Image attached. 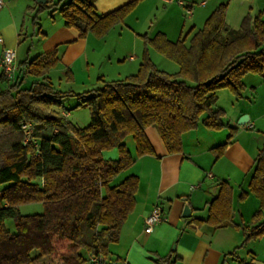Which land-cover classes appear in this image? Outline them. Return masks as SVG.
Masks as SVG:
<instances>
[{
  "label": "trees",
  "instance_id": "16d2710c",
  "mask_svg": "<svg viewBox=\"0 0 264 264\" xmlns=\"http://www.w3.org/2000/svg\"><path fill=\"white\" fill-rule=\"evenodd\" d=\"M138 1L98 14L95 0H69L59 11L64 25L75 27L79 37L90 33L101 38L122 23ZM48 7L35 0V6L27 8L35 11V24L38 13ZM226 8V3L215 6L189 42L186 38L193 28L176 40L162 32L150 38L144 34L135 73L103 80L100 86L82 92L53 87L47 72L59 61L57 47L18 62L20 73L35 77L29 87L2 74L7 85L0 90V184L7 185L0 189V264H34L59 251L63 264H91L92 256L108 259L110 244L118 242L121 227L135 207L139 185L136 175L111 183L135 161L125 144L127 136L134 141L136 156L153 154L145 134L153 126L167 153H177L182 134L201 121L209 130L231 129L226 141L213 148L218 154L223 152L235 127L223 120V109L215 106L216 91L227 87L239 94L243 75L264 77L261 13H246L233 30L225 21ZM149 47L176 62L177 70L158 67ZM65 75L72 79L70 68ZM66 96L76 97L77 105L88 108L87 125L78 127L62 113ZM28 122L33 140L24 142L22 124ZM114 147L118 158L104 159L102 151ZM248 189L259 200V208L251 216L253 225L233 222L232 187L225 180L219 182L217 194L209 201L207 217L189 219L215 228L240 227L244 239L235 249L264 236V145L255 156ZM247 194L241 192L238 197ZM31 202H41L43 211L20 213L19 205ZM7 218H13L14 232L5 226ZM228 254L234 256L235 250ZM236 259L238 264H257L252 259ZM153 261L175 264L172 255Z\"/></svg>",
  "mask_w": 264,
  "mask_h": 264
},
{
  "label": "crops",
  "instance_id": "0c3cea01",
  "mask_svg": "<svg viewBox=\"0 0 264 264\" xmlns=\"http://www.w3.org/2000/svg\"><path fill=\"white\" fill-rule=\"evenodd\" d=\"M128 1L130 0H95L94 6L95 10H99L98 7L102 6L99 14H103ZM145 1L139 0L133 10ZM150 1L169 2V0ZM208 3L206 0H201L200 5L206 9ZM219 3L223 2H217L211 8L214 9ZM232 3L233 0L228 2L225 12V21L230 29L237 30L243 16L248 12L253 16L260 12L261 18L264 19V0H241V3H238L239 6L235 7L233 11V21L229 25V8ZM246 3L251 4V6H245ZM29 6L34 7L35 3L30 0L25 2L23 0H0V16L5 15L4 18L0 19V36L2 38L0 57L5 48L15 50V46L22 37L24 13L30 11L27 10ZM205 9L200 11L205 16L204 20L213 10ZM192 16L193 14L190 18ZM176 22L177 19L173 28L162 27L157 32L164 33L169 40H176L182 36L183 27L180 19ZM191 28H193L191 33L196 30L195 25H191L188 30ZM110 31L103 36L104 39L108 37ZM171 31L173 33L170 34L176 36V39L169 37ZM53 33L59 34V37L54 41L55 43L70 42V45L76 46L72 52V59L69 57L66 63V67L71 70L77 61H83L82 58L85 55L88 56L89 49L91 54L95 51L90 45V33L81 38L77 29L63 26V24ZM137 37L141 38L136 33L132 38L133 43ZM142 40V48L138 49L137 46H133L127 49L125 51L127 56L123 58L128 59L130 63H136V60L140 63L144 38ZM153 51L156 50L149 47L150 57ZM151 59L153 60L152 57ZM21 60L23 59L16 56V63ZM117 60L119 63L122 61L120 57ZM85 63L90 64L89 61ZM139 63L134 65L132 70L137 71ZM117 74L120 75V71ZM248 75L250 74H245L243 78L248 77L247 79L250 80L252 76ZM72 76V79L68 80L71 83L75 81V74L72 73ZM17 78L22 80L21 87L23 88L29 87L35 79L31 75H23L20 72ZM261 79V82H264V77L261 76ZM6 85L7 82L0 68V90L4 89ZM215 106L224 108L217 104V101ZM231 107L235 111L232 112L229 125L235 127V133H233L230 143L220 154L213 148L226 141V130H209L203 126L201 121L195 129L182 134L181 151L177 153H167L159 133L153 126L145 129V134L153 148V154L136 156L132 137L125 138V144L135 161L130 167L121 171L111 183H118L128 175H136L139 178V185L135 196V207L121 227L119 240L109 246V260L115 261V264H154V259L172 255L175 264H221L223 257L222 264H238L236 257L252 259L256 263L260 260L258 258L260 256L262 259L259 262H264V257L259 254V250L264 253V236L250 240L235 249L244 239L240 227L233 225L215 228L205 222L198 224L189 219L192 216L200 219L207 217L209 201L217 194L219 182L225 180L232 187L233 222L240 226L254 224L251 216L259 208V200L255 195L249 193L248 183L255 156L258 149L264 145V139L252 131L257 117L249 114L248 123L239 126L236 119L247 111L239 107V104H231ZM61 111L68 117V112L63 109ZM205 115L206 113L202 114L201 119ZM102 156L104 159L109 156V159L114 160L113 158H118V152L114 148L103 150ZM241 192H248V194L245 198L240 199L238 196ZM185 202L189 204L191 209V216L187 218L181 216ZM155 204L162 207L165 220L155 225L147 233L144 231V218ZM261 220H264V217ZM257 245H260L258 249L256 248ZM233 250H235L234 256L225 255Z\"/></svg>",
  "mask_w": 264,
  "mask_h": 264
},
{
  "label": "rangeland",
  "instance_id": "374dc122",
  "mask_svg": "<svg viewBox=\"0 0 264 264\" xmlns=\"http://www.w3.org/2000/svg\"><path fill=\"white\" fill-rule=\"evenodd\" d=\"M23 1L25 2L27 0ZM30 1L35 3V0ZM68 1L69 0H48L46 3L51 7H48L47 9L38 13L36 24L32 21L35 11L30 10L27 13H24L25 21L21 29L22 37L18 44L15 46V53L19 59H31L39 53L49 52L57 47V56L59 58V61L48 73L49 79L53 87L57 91L82 92L100 86L103 81L102 79L112 80L124 78L125 75L134 73L136 70H132L133 66L139 63L137 62V60L136 63H130L128 59L123 58L127 56L125 51L133 46H137L138 49L142 48V38H144V34L146 36H151L155 35L157 31L162 29V27L173 28L175 20L177 19L178 22L180 19L183 25L182 35H184L191 25H195V29L200 28L205 17L203 16V12L200 13L201 10L205 9V7H202L200 5L201 0H181L184 3L183 6L178 3L179 0H169V2H154L146 0L137 9L132 10L125 17L122 23L115 25L107 35L108 37H105V39L103 37H101L102 39L95 37L92 34L89 36L91 42L90 45L95 49V51L93 54H91V51L89 49L88 56L85 55L82 58L83 61H77V63L71 70L73 71L72 73L75 74V81L71 83L66 79L65 70L67 68V60L69 57H71L72 59V52L76 49V46L70 45V42H61L58 44L57 42L55 43L54 41L59 37V34L53 33L62 24L63 26H65L59 9L63 3ZM206 1L209 3L205 10H207L208 8L213 9L211 7H214V4L217 2L226 3L228 6V2L230 0ZM238 3H241V0H233V3L230 5L228 20L229 25H231V21H233V11L235 10V7L239 6ZM186 5L191 9V14H188L186 12ZM245 6L250 7L251 4L246 3ZM101 7H98L99 10H96L98 14L100 9H102ZM192 14L193 16L192 18H190ZM4 17L5 15H3L2 17L0 16V19ZM136 33L139 34L141 38L137 37L135 42L133 43L132 38ZM170 33L173 32H169V37L172 39L173 37H175L176 39V36H173V34ZM192 33L187 36V42H189ZM118 57L122 59L120 63L117 62ZM151 57L153 58V61L157 63L158 67L166 71L173 72L178 68L176 62L169 58H166L156 51H153ZM86 61H89L90 64L87 65L85 63ZM119 71L120 75L117 74L119 73ZM246 74H250L248 76L252 77H250V80L247 79L248 77L242 78V81L244 80L245 84L240 90L239 94L234 93L227 87L220 88L216 91L217 104L224 107L223 120L228 124L229 122H231L232 112L234 113L235 111L233 107H231V104H239V107L247 111L244 112V114H251L252 116L257 117L252 131H254L255 134H258L260 138L264 139V82H261V75L257 73ZM18 75L19 71L17 68L14 77L10 80L13 81L18 77ZM99 76L101 79H98ZM251 78L254 79L252 80ZM78 102L79 99H77L76 97L66 96L62 101V109L65 112L69 113L68 118L72 123H74L78 127H83L89 123L90 114L88 108L86 106L77 105ZM240 116L236 119L237 122ZM244 124L238 125L242 126ZM221 129L226 130L227 135L231 130L228 127H224ZM233 132L235 133V130ZM127 137L131 136L129 135ZM114 149L116 150V152H118L117 148L114 147ZM105 159H109V156H107ZM6 185V183L0 184V189L5 187ZM18 208L20 213L22 214L41 213L43 211L41 202L23 203L20 204ZM5 226L9 229V231L14 232L15 224L13 218L5 219ZM259 247L260 245L256 246L257 249ZM59 252L56 255L43 256L34 264H63L60 256L58 255ZM259 254L262 255L261 257H264V253H262L260 250ZM258 258L260 260L262 259L260 258V256H258ZM259 261H256V263L264 264V262Z\"/></svg>",
  "mask_w": 264,
  "mask_h": 264
},
{
  "label": "built area",
  "instance_id": "2783aa9c",
  "mask_svg": "<svg viewBox=\"0 0 264 264\" xmlns=\"http://www.w3.org/2000/svg\"><path fill=\"white\" fill-rule=\"evenodd\" d=\"M179 4L183 5L184 3L182 1H178ZM186 12L188 14H191V9L188 8L189 6H186ZM0 41H2V38L0 36ZM0 68L2 70V74L8 78L11 79L14 77V74L17 70V63H16V53L15 50L12 48H5L2 51V55L0 57ZM22 129L25 132L24 136V142L33 140L31 138L32 133V125L30 122L23 123ZM210 176V174H209ZM194 187V186H192ZM165 220V217L163 215V209L159 204H155L148 215L144 218V231L150 232L153 227L162 221ZM91 264H115V261L109 260L100 256H92L90 258Z\"/></svg>",
  "mask_w": 264,
  "mask_h": 264
},
{
  "label": "water",
  "instance_id": "95a60500",
  "mask_svg": "<svg viewBox=\"0 0 264 264\" xmlns=\"http://www.w3.org/2000/svg\"><path fill=\"white\" fill-rule=\"evenodd\" d=\"M38 3H46L48 0H36ZM248 121V115L247 114H243L240 116V118L238 119V124H244ZM181 216L183 218H187V217H190L191 216V209H190V206L187 202H185L183 204V208H182V213H181Z\"/></svg>",
  "mask_w": 264,
  "mask_h": 264
}]
</instances>
